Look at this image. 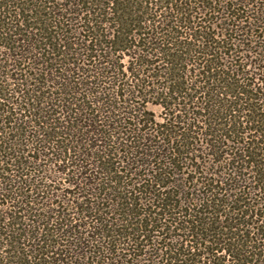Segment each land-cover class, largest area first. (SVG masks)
<instances>
[{
  "label": "trees",
  "instance_id": "obj_1",
  "mask_svg": "<svg viewBox=\"0 0 264 264\" xmlns=\"http://www.w3.org/2000/svg\"><path fill=\"white\" fill-rule=\"evenodd\" d=\"M0 264H264V0H0Z\"/></svg>",
  "mask_w": 264,
  "mask_h": 264
},
{
  "label": "rangeland",
  "instance_id": "obj_2",
  "mask_svg": "<svg viewBox=\"0 0 264 264\" xmlns=\"http://www.w3.org/2000/svg\"><path fill=\"white\" fill-rule=\"evenodd\" d=\"M254 61V60H253ZM256 61V60H255ZM245 62H247V61H245ZM248 64L250 63H252V61H249L248 60V62H247ZM252 64H254V63H252ZM123 65L125 66H129V59L128 58H126L125 60H123ZM248 71H249V69H248ZM253 71V70H252ZM123 72H127V71H123ZM147 110L149 111V112H151V113H153V115H154V117H155V119L157 120V121H162V119L164 118V116H165V112L163 111V109L160 107V106H155V105H152V104H148L147 105ZM61 183V182H60ZM66 187L67 186H64V183H61V185H59V183H58V185H57V188L59 189V190H65L66 189Z\"/></svg>",
  "mask_w": 264,
  "mask_h": 264
}]
</instances>
